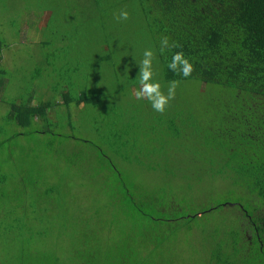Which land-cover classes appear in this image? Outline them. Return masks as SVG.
Listing matches in <instances>:
<instances>
[{
	"label": "trees",
	"instance_id": "1",
	"mask_svg": "<svg viewBox=\"0 0 264 264\" xmlns=\"http://www.w3.org/2000/svg\"><path fill=\"white\" fill-rule=\"evenodd\" d=\"M71 1L75 0H69V10L75 13L76 2ZM131 1L137 4V22L146 29L148 46L154 52L153 80L161 84L165 93L171 81H178L175 98L163 113L154 111L146 100V134L138 140L127 122L131 112L125 113V122L116 121V109L109 102L110 97L117 99L120 92L137 100L134 92L139 88V68L117 71L112 52L99 57L101 67L95 71L101 73L102 64L107 65L115 71L113 77L100 79L90 69L91 85L95 91H104L95 93L88 84L78 90L75 77L68 73H81L80 62L68 66L74 63L70 47L61 48L64 56L54 52L58 65L51 71L43 70L48 72L52 90L62 98L60 104L41 100L33 105L30 92L6 102L1 99L4 81L0 77V105H6L4 120L16 129L28 134L36 131V126L45 129L41 124L53 123L48 110L64 105L71 119L70 105L77 108L82 104V110L85 106L105 110L108 131L105 143L101 147L91 145L92 151L56 147V152L62 151L65 157L62 164H68L80 180L68 185L58 180L57 169L52 181L48 179V169L42 170L39 165L29 166L28 170L20 168L28 178L12 182L2 173L7 162L0 151V187L10 185L14 193L10 202L18 198L37 202L36 206L52 204V210L45 208L50 213L45 224H55L56 233L53 250L44 257V264L264 263V248L260 249L264 243V0ZM100 2L86 3L91 7ZM101 13L102 28L104 9ZM165 36L169 46L175 42L178 47L161 52ZM2 48L0 40V61ZM176 51H182L193 65L188 77L168 68ZM43 68L51 66L46 63ZM37 76L34 74L33 79ZM113 81L124 87L115 88ZM106 82L111 87L108 91L101 87ZM196 83L224 90V98L213 104L214 109L204 108L207 103H198V98L191 96ZM63 84L70 85L71 93L62 91L63 87L59 90ZM197 108L201 110L196 114ZM116 126L121 129L114 132ZM54 137L60 139V145L73 138L68 134ZM144 145L145 151L140 149L138 153L136 150ZM135 164L159 175L152 188L137 180L131 170ZM81 181L96 185L84 187ZM212 182L216 186L208 184ZM204 185L215 187L216 194L224 193L223 197L237 198L233 205L242 209L254 229L251 241H243L244 236L234 225L227 227L217 221L209 232L206 224L212 221L206 217L199 222L204 213L218 212L229 205L225 201L211 206L210 200L216 194L206 192ZM195 229L202 231L201 254L192 250L179 253L182 238L188 240Z\"/></svg>",
	"mask_w": 264,
	"mask_h": 264
},
{
	"label": "rangeland",
	"instance_id": "2",
	"mask_svg": "<svg viewBox=\"0 0 264 264\" xmlns=\"http://www.w3.org/2000/svg\"><path fill=\"white\" fill-rule=\"evenodd\" d=\"M71 2H76L75 13L69 10V8L72 9L69 0L66 2L65 0H0V40L3 44L0 61V71H3V74H0V77L4 81L2 100L10 103L30 92L33 96V105L41 100H55L60 104L62 98L52 90L54 87L49 84L50 80L46 76L48 70L51 71L58 65V58L57 60L53 59L55 58L54 52L64 56L61 48L67 46L72 51L70 60L74 62L68 66L74 67L76 66L75 62H80L78 67L80 75L79 72H68L75 77L78 90L87 84L92 86L90 82L93 81V78L90 69H92V75L95 74L100 79L115 75L113 69L103 64L101 68L103 75L95 71L96 68L101 67L98 62L99 57L109 52H112L113 59L117 64V71L139 68L138 64L143 59L144 50L150 49V47L146 29L137 22L136 11L138 9L135 2L131 0H101L99 4L91 7L87 6V0ZM102 9L105 11V17L103 16L105 26L101 28ZM121 10L128 12L127 20L116 19ZM62 58H60L61 61ZM46 63H49L50 69L43 68ZM36 73L38 76L33 79ZM94 80L97 79L94 78ZM113 82L115 88L124 87L119 81ZM102 86L106 87L105 91L111 89L108 82ZM91 88L93 93L104 92L102 89L95 91L94 86ZM60 89L70 93L72 91L70 85L64 86L63 84L59 87ZM223 91L215 86L196 83L195 89L191 91V96H196L199 100L198 103L203 102L204 105L207 103L208 106L206 105L204 108L214 109L215 105L213 104L224 98L222 97ZM131 98V94L124 97V94L120 92L117 99L110 97L109 104L116 109V116H114L116 121L121 119L122 122H125L127 118L125 113H128V110L131 112L127 122L131 124L132 134L137 135L135 137L138 140H143L144 134H146V99L132 101ZM206 99H209L208 102H204ZM5 106L4 103L0 105V141H2L0 151L7 162V168L4 167L2 173L8 176L7 178H12V182L28 178L20 172V168L25 167L28 170L29 166L36 165H39L42 170L48 169V179L52 181L55 169H57L59 171L57 173L60 175L58 180H63V183L67 185L71 182H78L80 181L78 174L72 171V168L69 169L68 164H62L65 157L61 156L62 151L56 152V147L59 146L66 150L80 147L89 151L91 145L101 147L106 141L108 131L103 118L105 110L101 108L93 109L85 106L82 110V104L77 108H74L75 105L72 104L70 113L73 117L69 119L67 118V108L64 105H58L55 109L56 112L53 109L48 110V116L53 121L51 126L41 124L45 126V129L41 130L36 126V131L28 134V132L24 133L13 125H9L4 120ZM197 109L195 110L196 114L201 108ZM118 116H123V118ZM68 119L70 123H68ZM116 129H121V127H113L114 132ZM46 130H51V132L47 133ZM17 133H19L18 136H16ZM55 134L61 137L68 134L74 139L64 140L60 145L58 143L60 139H55ZM140 149L144 152L146 145L136 151L139 153ZM90 151H92L91 148ZM131 170L136 173L137 180L143 186L152 188L158 181L157 176L159 175L146 172L144 166L135 164ZM208 184L216 186L215 182ZM82 185L95 187L96 184L85 181ZM205 188L206 192L210 191L214 195L217 193L215 187L204 185ZM15 189L18 191L19 188ZM13 194L9 184L0 187V264H44L46 262L44 257L53 250L56 233L55 224H45L50 218V213L45 208L52 210V204L36 206L37 202L18 198L16 201L10 202L9 197L10 195L13 197ZM223 195L224 193L216 194L211 198L209 204L213 206L227 201L229 205H224L223 209L218 212L210 210L204 215L202 214L199 222H204L206 217L212 221L206 224V230L209 232L214 229V222L217 221L223 222L222 225L227 227L234 225L244 236L243 241H251L254 229L249 217L239 206L233 205L236 203V197H223ZM18 202L21 203L18 204ZM18 205L21 208H18ZM204 226L202 224L201 228L203 229ZM199 229L198 232L196 229L193 230L188 240L185 237L182 238V244L177 250L179 253L186 254L192 250L201 254L202 242L199 240L201 237L199 234L202 231L200 232ZM184 239L185 241H183ZM263 246L264 243L260 245L261 250L264 248Z\"/></svg>",
	"mask_w": 264,
	"mask_h": 264
},
{
	"label": "clouds",
	"instance_id": "3",
	"mask_svg": "<svg viewBox=\"0 0 264 264\" xmlns=\"http://www.w3.org/2000/svg\"><path fill=\"white\" fill-rule=\"evenodd\" d=\"M128 12L121 10L116 17L117 20H127ZM176 48L178 45L173 42L169 46V38L167 36L161 39V52H164L166 48ZM155 58L154 52L151 49H145L143 52V59L139 65V88L134 92L136 99H146L150 102L151 107L158 113H163L169 102L175 98V89L178 86V81H171L167 93L162 91L161 84L158 81L153 80L152 61ZM168 68L177 75H183L188 77L193 71V65L185 57L182 51H176L171 58V62L168 64Z\"/></svg>",
	"mask_w": 264,
	"mask_h": 264
}]
</instances>
